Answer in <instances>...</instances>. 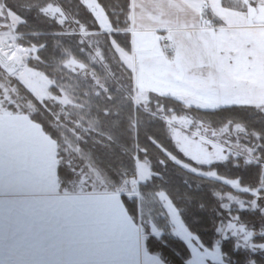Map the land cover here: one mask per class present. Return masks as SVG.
I'll return each mask as SVG.
<instances>
[{
    "label": "trees",
    "instance_id": "16d2710c",
    "mask_svg": "<svg viewBox=\"0 0 264 264\" xmlns=\"http://www.w3.org/2000/svg\"><path fill=\"white\" fill-rule=\"evenodd\" d=\"M88 1H7L10 10L21 8L16 44L36 50L26 65L50 80L53 96L64 94L71 101L63 106L53 98L39 100L0 68V81L13 94L6 110L28 115L57 143L60 193L121 195L128 215L141 226L147 252L163 264H188L190 251L171 232L170 216L159 198L163 193L204 247L219 246L226 264H264V252L242 247L237 238H224L219 231L232 217H238L247 230L264 233V106L204 110L136 89L133 71L116 49L128 53L132 49L130 0H95L110 32L102 29ZM222 3L229 9H243L241 0ZM49 5L63 13L42 10ZM172 115L193 119L191 129L196 123L212 130L241 126L248 145L255 149L254 158L247 160L237 154L224 161L196 163L176 144L166 120ZM137 162L146 164L152 173L151 179L139 184L140 198L123 192L128 183L137 180ZM208 173L258 191L259 209L251 206L257 196L207 177ZM228 195L243 200L247 208L236 203L225 208ZM154 228L162 235H155ZM254 241L263 242L264 235Z\"/></svg>",
    "mask_w": 264,
    "mask_h": 264
},
{
    "label": "crops",
    "instance_id": "0c3cea01",
    "mask_svg": "<svg viewBox=\"0 0 264 264\" xmlns=\"http://www.w3.org/2000/svg\"><path fill=\"white\" fill-rule=\"evenodd\" d=\"M241 2L130 0L132 49L122 50L135 88L204 110L264 106V0ZM144 246L121 195L60 193L56 141L0 109V264H144Z\"/></svg>",
    "mask_w": 264,
    "mask_h": 264
},
{
    "label": "rangeland",
    "instance_id": "374dc122",
    "mask_svg": "<svg viewBox=\"0 0 264 264\" xmlns=\"http://www.w3.org/2000/svg\"><path fill=\"white\" fill-rule=\"evenodd\" d=\"M7 1L14 0H0V48L4 53L10 56H17L19 59L22 69L14 75L15 78L24 84L40 100L53 98L63 106L71 104L68 96L64 94L59 97L53 96L48 90L49 85L52 84L50 80L42 73L26 65L27 60L35 54L36 50L26 49L16 44V40L20 37V34L18 33V25L22 22L21 15L17 12H20L21 8L17 7V12L10 10ZM90 1L95 6V0H89L88 2ZM42 10L45 12H51L53 15L63 13H61L59 8L52 5L44 6ZM176 11L178 12V10ZM97 14L99 15L101 23L104 25V21H108L106 16H104V13L97 12ZM108 27L111 30L109 22ZM117 50L122 61L127 63V54L118 47ZM0 88H2V94L0 95V109L6 110L8 103L13 100V94L1 81ZM166 120L170 125L172 135L178 147L187 157L198 164L224 161L229 156L237 154L243 155L247 160L254 158L253 154L255 149L248 145V139L241 126H226L220 130H212L208 125L196 123V128L191 129L190 127L194 124V120L189 117L172 115L166 117ZM138 163L139 162H137L136 182L128 183L123 189V192L130 197L137 196V198H140L138 190L139 184L148 181L152 177V173L146 164L139 163L138 165ZM206 176L222 180L230 184L236 190L257 196V199L252 202L251 206L254 209H259L258 191L242 189L238 182L220 179L215 173H208ZM92 187L99 191V188L95 183L92 184ZM159 198L170 216L171 232L176 237L180 238L190 251V264H226L219 246H215L212 249L204 247L199 238L191 233L186 227L178 210L170 199L163 193L159 195ZM227 200L228 202L224 204L225 208H230L234 203L238 204L241 208H247L244 201L239 198L228 195ZM261 211L264 213V207L261 208ZM219 231L223 234L224 238H237L239 245L242 247H248L254 251L264 252V241H254L258 237L263 236L264 233H256L247 230L244 225L239 224L238 217H232L227 224L220 227ZM154 232L157 236H161L163 233L156 228H154ZM145 249L144 246V264H163L154 255L146 252Z\"/></svg>",
    "mask_w": 264,
    "mask_h": 264
},
{
    "label": "water",
    "instance_id": "95a60500",
    "mask_svg": "<svg viewBox=\"0 0 264 264\" xmlns=\"http://www.w3.org/2000/svg\"><path fill=\"white\" fill-rule=\"evenodd\" d=\"M0 68L9 76H14L21 69L17 56H10L0 48Z\"/></svg>",
    "mask_w": 264,
    "mask_h": 264
},
{
    "label": "built area",
    "instance_id": "2783aa9c",
    "mask_svg": "<svg viewBox=\"0 0 264 264\" xmlns=\"http://www.w3.org/2000/svg\"><path fill=\"white\" fill-rule=\"evenodd\" d=\"M210 24L212 26H215V21L214 20L210 21ZM162 48H163L165 54H167V55L172 54L174 52V46L172 45V43L169 39H163L162 40Z\"/></svg>",
    "mask_w": 264,
    "mask_h": 264
}]
</instances>
